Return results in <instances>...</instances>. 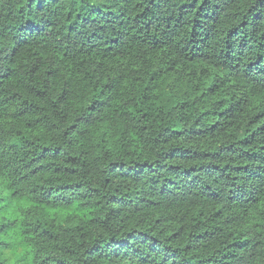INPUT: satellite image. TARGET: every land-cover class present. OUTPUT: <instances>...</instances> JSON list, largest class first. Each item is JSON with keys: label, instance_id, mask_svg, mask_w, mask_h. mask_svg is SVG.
Wrapping results in <instances>:
<instances>
[{"label": "trees", "instance_id": "16d2710c", "mask_svg": "<svg viewBox=\"0 0 264 264\" xmlns=\"http://www.w3.org/2000/svg\"><path fill=\"white\" fill-rule=\"evenodd\" d=\"M264 237V0H0V264H252Z\"/></svg>", "mask_w": 264, "mask_h": 264}, {"label": "clouds", "instance_id": "9594fccd", "mask_svg": "<svg viewBox=\"0 0 264 264\" xmlns=\"http://www.w3.org/2000/svg\"><path fill=\"white\" fill-rule=\"evenodd\" d=\"M262 239V245H264V237ZM252 264H264V246H262L260 250V256L256 258L255 261L252 262Z\"/></svg>", "mask_w": 264, "mask_h": 264}]
</instances>
